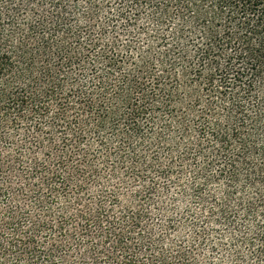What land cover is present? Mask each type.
Masks as SVG:
<instances>
[{
    "label": "trees",
    "instance_id": "1",
    "mask_svg": "<svg viewBox=\"0 0 264 264\" xmlns=\"http://www.w3.org/2000/svg\"><path fill=\"white\" fill-rule=\"evenodd\" d=\"M0 264H264V0H0Z\"/></svg>",
    "mask_w": 264,
    "mask_h": 264
}]
</instances>
